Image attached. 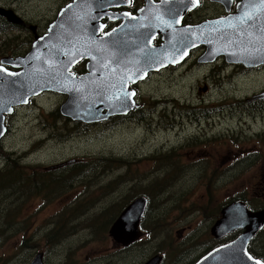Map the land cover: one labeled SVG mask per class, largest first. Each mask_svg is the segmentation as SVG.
<instances>
[{
	"label": "rangeland",
	"instance_id": "obj_1",
	"mask_svg": "<svg viewBox=\"0 0 264 264\" xmlns=\"http://www.w3.org/2000/svg\"><path fill=\"white\" fill-rule=\"evenodd\" d=\"M68 1L0 0V7L12 9L41 34ZM198 17L193 15L195 20ZM29 39L32 35L25 28L0 32V49L14 45L24 54ZM197 55L190 59L188 70L182 66L189 60L174 70L155 72L140 83L142 110L126 120L62 124L50 112L65 97L49 92L12 114L11 128L1 139L0 171L9 158L5 153L8 150L14 152V159L22 158L15 160L17 164L36 167L37 173L51 171L54 178L59 176L55 172L71 175L69 185L58 184L47 188L49 192L33 186L29 194L21 182L17 187L10 182L0 184V196L16 204L13 208L0 206L3 219L10 216L15 221L27 216L25 221L35 225L26 232L31 242L23 253H32L37 243L46 264L54 260L58 263L67 256L78 263L77 259L91 248L105 243L102 240L109 235L104 225L118 207L140 194L151 196V212L159 209L165 213L159 220L162 230L152 235L160 238L177 236L176 230L188 221H213L232 196H242L253 208L260 205L253 196L262 190L254 189L257 166L250 164L252 155L232 163L221 157L227 155L230 145L264 148V113L255 110L253 104L245 106L242 99L262 88L263 79L242 71L232 74L229 67L218 77L211 74L204 78L210 66L196 64L193 58ZM201 110L209 117H201ZM248 122L253 124L249 127ZM195 129H202V134L198 133L192 142L186 141L185 135L195 133ZM173 149L176 152L171 159L161 160ZM57 163L65 164L52 167ZM59 187L66 188L55 195ZM68 207L71 213L65 217ZM53 217L55 221H50ZM67 220L71 228L66 226L61 232ZM20 234L19 230L9 234L0 242V248L13 249ZM137 260L138 256L128 253L124 262L134 264Z\"/></svg>",
	"mask_w": 264,
	"mask_h": 264
},
{
	"label": "water",
	"instance_id": "obj_2",
	"mask_svg": "<svg viewBox=\"0 0 264 264\" xmlns=\"http://www.w3.org/2000/svg\"><path fill=\"white\" fill-rule=\"evenodd\" d=\"M125 5L124 0H73L61 8L44 35H37L36 26H31L35 40L28 54L17 58L5 56L0 60V69L10 73L0 71L3 79L0 82L1 116L7 112L3 108L20 103L15 101L16 98L27 90H32L28 97L44 90L69 93L59 110L75 121L91 123L113 114H126L138 106L133 100L134 91L128 89L130 82L145 78L149 71L182 62L189 50L197 46L205 48L199 62H211L218 55H224L228 62L254 64L258 59L264 63V9L258 12L261 13L258 16H251L250 12L254 10L240 12V20L230 14L196 25H182L185 13L196 7L198 0H144L135 15L123 12L118 17L109 18L119 19L121 23L102 35L101 21L105 15L114 16L110 8ZM223 6L229 11L228 5L223 3ZM242 6L251 8L257 5L238 7ZM258 6L264 8V4ZM0 15L9 22L24 25L22 18L11 9L0 7ZM157 35L161 36V43L155 45L153 40ZM82 58L87 59L86 73L74 75L70 68ZM4 65L11 67L12 71ZM104 109L107 112L104 113ZM2 120L3 116L0 118V135ZM146 204L143 196L130 202L111 224L109 235L125 246L138 239V224ZM245 222L252 225L243 227L242 235L233 243L205 255L198 264L209 259L237 262L243 258L241 255L228 257L219 250L238 245L244 248L246 263L257 264L258 260L247 253L246 247L252 234L264 226V209L251 212L244 202L233 201L221 209V216L211 232L220 237L236 229L234 224ZM41 257L38 254L32 264H42ZM154 262L152 258L146 264Z\"/></svg>",
	"mask_w": 264,
	"mask_h": 264
},
{
	"label": "flooded vegetation",
	"instance_id": "obj_3",
	"mask_svg": "<svg viewBox=\"0 0 264 264\" xmlns=\"http://www.w3.org/2000/svg\"><path fill=\"white\" fill-rule=\"evenodd\" d=\"M220 1V2H219ZM219 1H211V0H198V5L189 10L184 18L183 24L184 25H194L202 20L210 19V18H218L227 14H235L237 12V6L247 4L246 0H219ZM254 2H261V0H253ZM144 0H124V4L126 3L127 6L121 8H115L117 12H121L123 10L129 12L130 14L136 12V10L142 6ZM223 3L229 5V12L226 11ZM198 14L196 20L193 18V15ZM27 23V22H26ZM103 23L106 25L108 29L114 27L119 22L114 20L109 22L108 20H104ZM28 24V23H27ZM31 24V23H30ZM29 25H26L25 28L29 30ZM105 27V28H106ZM24 29V28H23ZM202 48L192 51L186 60L181 64L183 65L185 62H188L182 66L185 70L190 69V62L191 58L197 53L202 52ZM201 54V53H200ZM199 56V55H198ZM197 56V57H198ZM197 57H194V62L196 64H202L197 62ZM180 65V66H181ZM203 65L210 66L208 68V72L204 73V78L209 77L211 74L214 77H218L221 75L222 71L229 67L231 69L232 74L238 73V71H242L244 73L253 74L256 76L257 79L262 78L264 84V64L259 63L256 65H243L241 63H227L224 57L220 56L215 61L210 63H203ZM176 66H168L167 69L174 70ZM264 86L259 90L253 91L250 97L242 98L245 100L247 105H254L255 110H259L261 114L264 113ZM249 96V95H248ZM33 103V101H31ZM23 107H16L15 114L17 111ZM203 118H208L209 115L207 113H203L201 110ZM14 114V113H13ZM129 116V115H128ZM14 115L6 116L7 122V133L12 125V118ZM262 117V115H261ZM123 117H113L107 123L118 121V119ZM241 118V116H240ZM257 118L254 117V121ZM264 120V116L262 117ZM261 120V122H262ZM247 122V121H246ZM251 123L248 122V126L250 127ZM255 123V122H254ZM172 126V125H170ZM202 134V129H195V133H190L185 135L186 141H193L196 139L197 135ZM260 135V134H259ZM169 153H165L162 155L161 160L167 161L174 156L176 149L173 151H168ZM189 155V154H188ZM195 154H192L194 156ZM198 155V153L196 154ZM248 155H252V161L250 164L256 165V171L253 175L255 180L254 189L262 190L261 193H255L253 196L258 198L260 205L257 208L249 207L251 211H256L259 209L264 208V148L263 147H249L247 149L241 147H232L230 145V149L227 155L221 157V160L228 161L232 163L234 160H239L240 158L246 157ZM17 161H21L22 158L15 159ZM11 161L10 158H7L3 166H15L17 163ZM187 164V163H186ZM21 169H23L27 174L31 175L33 181L29 184V191L31 192V187L33 189H42V184L37 180L40 176L37 175L38 169L36 167H29L27 163H21L19 165ZM17 168V169H19ZM54 178V177H53ZM55 179V178H54ZM12 183L16 187L18 186L19 182H21V187H24V183L22 179H18L14 177L13 181L8 178L6 183ZM53 189V187H50ZM51 189V190H52ZM24 196H29L24 190H20ZM46 192H49L48 190ZM30 194V193H29ZM38 196V195H34ZM157 196V195H155ZM232 197H229L225 204L229 203ZM148 203H149V198ZM178 210V207L175 208ZM220 210L216 216V219L220 216ZM155 212V209L152 213ZM183 214V212H182ZM12 217H8L7 220H4L2 214H0V242L4 241L5 238L11 234L19 230L21 234L17 237L18 242L15 244V247L10 251H6L5 247L0 248V264H29L32 259L35 257V253H43L39 250L37 243H34L35 250H32V253H23L28 250V242L30 241L27 237L28 234L26 232L35 227V225L31 226V223L26 222L27 216H22L21 220L12 221ZM213 221H201V222H194L188 221L184 224L183 227L176 230L177 236L174 237H151L150 235H155L162 230L163 223L162 222H151L149 224V229L153 230L152 233L146 232L143 228H141V223L139 224V229L141 231V235L138 239H136L133 243L128 245H123L120 242L115 241L113 238L108 237L102 240L105 243H102L98 248H91L87 254L83 256V258H78L79 261L76 264H125L124 259L127 257V254L130 253L131 256H138V260L134 262V264H146V262L150 261L153 258L154 264H196L200 260L204 258L205 255L212 252L213 250L227 246L234 242L243 232V227L250 226L248 223H236L235 226L237 227L235 230L228 231L220 237H215L211 229L216 224L215 220ZM168 221V220H167ZM166 221V222H167ZM165 222V223H166ZM5 230L3 233L2 231ZM146 237L143 238L142 235ZM251 240L247 244V253L252 256L253 258L259 260L264 264V226L252 234ZM31 242V241H30ZM221 254L230 255L235 254H244V251L241 249L226 247L219 250ZM44 254V253H43ZM43 263L44 262L43 259ZM246 261L243 259L236 261H230L229 259L223 260H214L207 262L206 264H245ZM51 264H74V258L71 259L70 257H66L63 261L55 263V260Z\"/></svg>",
	"mask_w": 264,
	"mask_h": 264
},
{
	"label": "trees",
	"instance_id": "obj_4",
	"mask_svg": "<svg viewBox=\"0 0 264 264\" xmlns=\"http://www.w3.org/2000/svg\"><path fill=\"white\" fill-rule=\"evenodd\" d=\"M12 28H16L15 26H13L12 24L8 23L4 18L0 17V32H7L8 30L12 29ZM30 43V39L28 41ZM18 46H11V47H5V48H1L0 50V55L5 54L8 51H11L13 53L18 52ZM85 62H80L79 66H77L76 68H74V72L76 74H81L85 71ZM142 110V105L138 108L135 109L134 111L128 113L129 116L127 117H123L118 119V121L121 120H126L127 118L133 117L134 113L138 112ZM189 111V110H186ZM50 114L52 115L53 119H55V121H61L62 124H70V125H76V126H80V125H92V124H99V123H92V124H83L80 122H75L72 121L71 119H69L68 117H65L63 115H61L60 110L57 108L55 111H51ZM137 117H139V120L142 119L141 115H137ZM71 122V123H69ZM14 152H7L6 155L7 157L11 158V161H14L15 159L11 156H13ZM111 162V161H108ZM82 165H79V167ZM19 164H16L15 166H4L2 167V170L0 171V184L3 182H6V180L8 178H10L12 181L14 179V177L16 178H20L23 180L24 183V190H28L29 191V184L32 183L33 179L31 177V175L27 174L23 169L19 168ZM19 168V169H17ZM38 176H40L37 180L42 184V189L44 191H47V188L53 187L56 188V185L58 184H64L67 182V184L69 185L71 182V175H66V174H60L58 172H55V175H59L58 177H55V179L53 178L52 172L51 171H46V172H41V173H37ZM1 187V186H0ZM66 187H59L57 188V191H55V195H57V192H60L61 190L65 189ZM30 193V191H29ZM145 196H147L150 200H151V196L150 195H146L143 194ZM134 198V197H133ZM132 198V199H133ZM232 199H242V200H246L245 198H243L242 196H237L235 198H231ZM150 200H149V205H150ZM131 201V200H130ZM125 202L123 203L121 206H119L118 210L115 211L112 214V217L110 218V220H108L107 224L104 225V230H108L110 224L115 220V218L118 216V214L122 211V209L130 202ZM148 205V208L146 209L142 221H141V226L142 228L148 232L149 234L153 232V230L149 229V224L151 222H158L161 218L164 217L165 213L162 210H155L154 213L151 212L150 206ZM0 206H4V207H16V204L13 203L11 201V199H9L8 197L5 196H0ZM175 208V207H174ZM173 208V209H174ZM74 209V208H73ZM66 210V214L65 217H68L69 214L71 213V209L68 207L65 209ZM14 212V209H11L10 214L12 215ZM98 220V219H97ZM50 221H55V217L51 218ZM72 223H69V220H67L62 227L61 232H64V228L67 226L66 229H69ZM152 237V235H150Z\"/></svg>",
	"mask_w": 264,
	"mask_h": 264
},
{
	"label": "snow or ice",
	"instance_id": "obj_5",
	"mask_svg": "<svg viewBox=\"0 0 264 264\" xmlns=\"http://www.w3.org/2000/svg\"><path fill=\"white\" fill-rule=\"evenodd\" d=\"M262 2H264V0H262ZM0 71H4V69H0ZM250 259H251V257H250ZM257 264H260V262L257 261Z\"/></svg>",
	"mask_w": 264,
	"mask_h": 264
}]
</instances>
